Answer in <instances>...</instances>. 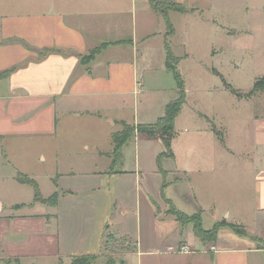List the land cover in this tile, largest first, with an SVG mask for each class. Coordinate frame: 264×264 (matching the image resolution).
Wrapping results in <instances>:
<instances>
[{
    "label": "crops",
    "instance_id": "obj_1",
    "mask_svg": "<svg viewBox=\"0 0 264 264\" xmlns=\"http://www.w3.org/2000/svg\"><path fill=\"white\" fill-rule=\"evenodd\" d=\"M133 1L94 0V17L87 20L88 16L82 14L79 5L84 0H0V74L8 73L0 79V158H8L7 153L12 157L23 154L22 158L31 162V153L22 152L24 146L39 143L60 145L56 142L60 115L65 117L63 130H66L72 126L69 119L80 120L83 114L100 118L110 107L122 106L128 96L136 93L139 64L121 59L115 50L125 43L131 29L137 38L141 33L145 38L144 51L138 54V58L147 67V42L151 36L166 34L152 33L154 24L160 23L156 19L165 22L152 10L154 0H144L145 6L141 11L135 10L136 17L129 21L126 4ZM176 2L185 4L182 0ZM165 28L167 33L166 25ZM108 36L112 40H103L101 45L99 38ZM98 49L101 51L95 58L85 64L83 58ZM109 51H114L111 56H107ZM159 51L164 55L162 69L168 70L166 38ZM256 96L264 97V91L239 98ZM207 120L213 121L209 117ZM116 122L109 117L104 120L109 127L116 126ZM177 129L175 123L177 136L172 142L173 157L168 158L174 163L172 172L178 174L177 184L189 179L188 175L193 173L196 164L205 167L213 160L221 162L230 151L238 161L240 172L248 174L254 194L253 202L247 204L240 199L235 209L231 206L224 208L222 219L216 226L223 222L228 225L218 227L214 241L201 240L196 236L193 224H182L183 232L174 243L178 244L179 251L185 246L190 248L189 253L181 255L191 256L196 252L198 255L189 258L190 263L187 259L182 264H264V113L256 116L251 124L249 145L237 144L229 150L227 144L216 142L214 148L219 147V151L212 160L211 156H204L205 149L202 152L198 148L201 144L210 147L209 140L196 137L200 130L178 143ZM134 141L149 143L154 146L152 148L157 146L154 143H162L159 138L143 134H137ZM85 147L81 153L54 151L48 192L45 193L41 182L35 180L45 199L58 193L56 206L35 203L34 189L17 181L18 174L27 176L25 172L16 167L11 172L0 169V264H72L75 257L89 255L80 250L85 235L78 224L85 211H103L97 244L105 243L109 210L118 204L117 195L120 198L115 180L127 172L117 170L119 157L113 151L101 152L97 148L92 151L88 145ZM223 151L225 155L220 154ZM38 159L48 161L44 154ZM183 161L188 162V169L182 165ZM161 173L167 186L163 189L167 190L169 171L161 168ZM166 201L175 207L172 200L166 198ZM157 206V200L151 194H140L134 211L137 239L131 243L135 244L134 247H125V251L135 248L136 255L142 258L157 254L167 245L169 249L173 248L170 240L164 242L165 237L161 240L158 226L161 222L173 221L170 218L174 216L160 218ZM130 213L125 211L123 216ZM230 225L241 228V233ZM112 253L110 258L114 256ZM112 259L108 264L114 262Z\"/></svg>",
    "mask_w": 264,
    "mask_h": 264
},
{
    "label": "rangeland",
    "instance_id": "obj_2",
    "mask_svg": "<svg viewBox=\"0 0 264 264\" xmlns=\"http://www.w3.org/2000/svg\"><path fill=\"white\" fill-rule=\"evenodd\" d=\"M92 1L94 0H84L79 4L82 14L88 16L87 20L95 14V3ZM133 2L126 4L129 21L136 17V11H141L145 6L144 0ZM182 2L190 9L199 10L191 14H170L175 35L168 40L173 54L179 59L176 68L185 82L187 91V102L176 122L178 143L186 141L191 133L200 130L196 137L209 140L210 147L201 144L198 148L202 152L205 149L204 156H211L212 160L219 151V147L214 148L217 146L216 142L227 144L229 150L237 144L249 145L251 124L256 116L264 113V97L256 96L242 100L227 89V85H230L238 94H249L257 82L264 78V0ZM156 20L160 23L151 26L152 33L166 34L165 22L162 23L160 18ZM160 35L151 36L147 42V67L142 59L138 58V54L144 51L145 38L141 33L137 38L131 29V35L126 38L125 43L115 50L121 59H129L139 64L136 93L128 96L122 106L116 104L110 107L100 118L83 114L80 120L69 119L68 123L72 126L66 130H63L65 117L60 115L56 141L60 145L39 143L24 146L22 152L29 151L33 161L23 159V154L12 157L7 153L8 158H0V169L11 172L14 167L18 168L31 179L40 181L46 193L55 150L81 153L88 145L92 151L97 148L101 152H114L113 137L123 131L121 122L134 126L144 123L143 121L156 122L163 117L165 106L178 98V92L174 74L162 69L164 55L159 51V46L166 36ZM106 39L112 40V37L99 38L101 45V41H109ZM112 52L114 51H109L107 56H111ZM161 90L165 91L157 93ZM105 117L117 121L116 126L106 125ZM207 117L213 121L210 122ZM154 144L157 145L156 148L146 142L135 143L134 139H131L123 146L118 156L117 170L127 173L115 180L120 198L117 195L118 204L109 210L104 246L97 244L103 211L82 212L83 219L78 228L84 232L85 241L80 250H83L84 254L96 256L94 264H108L111 258L115 263L110 264H182L183 260L188 259L190 263L189 258L198 256L197 252L191 256L178 253V244L174 242L183 232L182 223L171 217V205L166 198L172 200L175 207L183 213L201 214L206 230H213L216 223L221 221L224 208L231 206L235 209L240 199L247 204L253 202L251 180L246 172H240L238 161L230 155V151L221 162L213 160L205 167L196 164L193 173L188 175L189 179L177 184L178 174L172 172L174 163L167 157L159 161L158 157L165 148L162 143ZM41 154L47 157V162L38 159ZM220 154L226 153L223 151ZM182 165L188 169L187 161H183ZM161 168L169 171L167 190L163 189L165 178ZM240 189L243 191L240 192ZM141 193H149L157 200L160 218L171 217L173 220L167 224L161 222L158 226L161 240L164 237V242L170 240L173 248L169 249L167 245V248L160 249L157 254L144 255L142 258L136 255L135 248L130 252L125 251V247H134L135 244L131 243L137 239L134 211ZM125 211L131 213L123 216ZM111 252L114 256L110 258Z\"/></svg>",
    "mask_w": 264,
    "mask_h": 264
},
{
    "label": "trees",
    "instance_id": "obj_3",
    "mask_svg": "<svg viewBox=\"0 0 264 264\" xmlns=\"http://www.w3.org/2000/svg\"><path fill=\"white\" fill-rule=\"evenodd\" d=\"M151 8L154 12L160 14L167 26V33H166V51H167V58H166V66L167 69L174 74V78L176 81L177 91H178V98L169 103L165 109V115L158 119V121L154 124H139L137 126H131L126 123H123V131L119 132L114 135L113 143H114V155L116 157L119 156L123 146L131 139H135L137 134H143L148 137L152 138H159L162 141V144L165 148V151L159 156V161L163 157L172 158L173 151H172V142L177 136V132L175 130V123L178 116L181 114L185 103L187 102V91L185 87V82L177 72L176 64L179 62V59L175 57L173 54L170 42L168 38L172 37L175 34L174 25L170 19L171 12H179L182 14H188L193 9H190L186 4L177 3L176 0H161V1H152ZM101 51V49L94 50L91 52L89 56L83 58V62L87 64L91 60L95 58V56ZM8 73L0 74V79L5 77ZM227 87L231 90L233 94L238 97H248L251 96L255 92L264 91V78L259 80L252 92L249 94L243 95L238 94L230 85ZM17 181L20 184L28 185L32 187L35 191V203H42L51 206H56L59 201L58 193H55L50 198L45 199L41 192L39 184L29 178L24 174L17 175ZM163 187H166V183H164ZM170 214L173 215L177 221L185 224H193L194 231L197 237L201 240L206 241H214L217 236L218 227L222 225H228L224 222L222 224L217 225L213 230L206 231L203 228L202 218L200 215L195 216H188L182 212H179L174 206H171ZM232 229L241 233V228L230 225ZM97 260L96 256L93 255H83L75 257L72 264H94Z\"/></svg>",
    "mask_w": 264,
    "mask_h": 264
},
{
    "label": "built area",
    "instance_id": "obj_4",
    "mask_svg": "<svg viewBox=\"0 0 264 264\" xmlns=\"http://www.w3.org/2000/svg\"><path fill=\"white\" fill-rule=\"evenodd\" d=\"M214 250V249H213ZM190 252V248L189 247H183L180 251H179V253H189Z\"/></svg>",
    "mask_w": 264,
    "mask_h": 264
}]
</instances>
